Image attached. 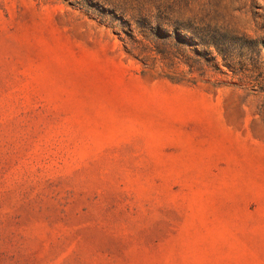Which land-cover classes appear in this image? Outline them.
<instances>
[{"label": "rangeland", "instance_id": "1", "mask_svg": "<svg viewBox=\"0 0 264 264\" xmlns=\"http://www.w3.org/2000/svg\"><path fill=\"white\" fill-rule=\"evenodd\" d=\"M0 264H264V0H0Z\"/></svg>", "mask_w": 264, "mask_h": 264}]
</instances>
